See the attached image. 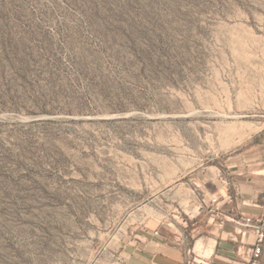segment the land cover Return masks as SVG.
Here are the masks:
<instances>
[{"label": "rangeland", "instance_id": "1", "mask_svg": "<svg viewBox=\"0 0 264 264\" xmlns=\"http://www.w3.org/2000/svg\"><path fill=\"white\" fill-rule=\"evenodd\" d=\"M262 133L264 0H0V264H114Z\"/></svg>", "mask_w": 264, "mask_h": 264}, {"label": "crops", "instance_id": "2", "mask_svg": "<svg viewBox=\"0 0 264 264\" xmlns=\"http://www.w3.org/2000/svg\"><path fill=\"white\" fill-rule=\"evenodd\" d=\"M257 146L261 152L253 157L240 154L225 160L224 170L208 167L191 214L143 212L133 236L120 243L114 264H246L255 233L236 219L254 216L264 205V133ZM213 197L219 202L213 203Z\"/></svg>", "mask_w": 264, "mask_h": 264}, {"label": "built area", "instance_id": "3", "mask_svg": "<svg viewBox=\"0 0 264 264\" xmlns=\"http://www.w3.org/2000/svg\"><path fill=\"white\" fill-rule=\"evenodd\" d=\"M262 156L264 159V149ZM212 202H219V198L213 197ZM236 220L243 227L250 228L255 233V242L251 248L250 256L246 264H264V259L262 258L264 253V205L258 214ZM155 233L157 234L158 232L156 231Z\"/></svg>", "mask_w": 264, "mask_h": 264}]
</instances>
